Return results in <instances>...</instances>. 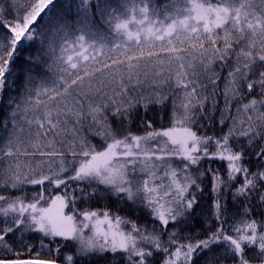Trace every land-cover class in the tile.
I'll return each mask as SVG.
<instances>
[{"label": "snow or ice", "instance_id": "6c2138e0", "mask_svg": "<svg viewBox=\"0 0 264 264\" xmlns=\"http://www.w3.org/2000/svg\"><path fill=\"white\" fill-rule=\"evenodd\" d=\"M0 264H264V0H0Z\"/></svg>", "mask_w": 264, "mask_h": 264}, {"label": "trees", "instance_id": "16d2710c", "mask_svg": "<svg viewBox=\"0 0 264 264\" xmlns=\"http://www.w3.org/2000/svg\"><path fill=\"white\" fill-rule=\"evenodd\" d=\"M110 2L116 6L118 4V0H110ZM157 3L159 4H163L164 3V0H157ZM41 30L40 27L37 28V31L39 32ZM40 39L41 37H37L35 42L31 43L30 45H26V47L29 49V51L25 52L24 55H28L29 52L32 54V55H35L37 53V51L42 47V45L40 44ZM24 60V56H21L20 58V61L18 62H22ZM222 83V82H221ZM155 114L154 113H150L149 116L150 118L153 117ZM157 126H159V121L157 120ZM133 130L134 131H142V129H140L138 126L134 125L133 126Z\"/></svg>", "mask_w": 264, "mask_h": 264}]
</instances>
